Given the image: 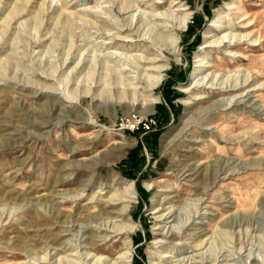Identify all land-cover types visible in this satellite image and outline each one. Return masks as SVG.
Masks as SVG:
<instances>
[{
    "label": "rangeland",
    "instance_id": "rangeland-1",
    "mask_svg": "<svg viewBox=\"0 0 264 264\" xmlns=\"http://www.w3.org/2000/svg\"><path fill=\"white\" fill-rule=\"evenodd\" d=\"M120 2L0 0V264L81 258L89 248L86 224L104 219L96 216L101 201L87 197L99 187L108 190L111 173L115 189L121 191L126 179L137 191L129 210L136 221L131 264H151L159 250L173 245L180 249L163 261L186 257L190 248L184 246L208 235L207 264L216 257L215 264H264V0H137L127 12L119 10ZM230 2L239 8H227ZM178 4L188 9L179 11ZM222 10L225 23H234L232 32L257 39L230 45L227 53L209 45L206 33L222 34L212 25ZM155 12L165 15L155 18ZM183 13L187 25L172 31L178 36L175 52L143 39L127 23L133 14V23L140 17L158 24L152 32H165ZM157 53L165 70L148 96L155 101L116 98L117 86L142 89L145 75L139 69L147 64L138 56ZM197 57L224 78L248 73L255 85L250 104L203 110L221 95L203 88L205 81L194 85ZM30 80L54 88L34 93L23 86ZM193 93L199 97L191 98ZM46 120L51 128L40 126ZM14 139L18 143L10 144ZM188 165L198 168L197 175L185 171ZM86 178L85 196L64 201L61 195L76 193ZM169 205L173 215L160 225L182 223L173 241L160 246L154 242L156 215ZM199 209L202 224H191ZM103 234L93 235L95 248L89 249L117 255L123 236Z\"/></svg>",
    "mask_w": 264,
    "mask_h": 264
},
{
    "label": "bare ground",
    "instance_id": "bare-ground-1",
    "mask_svg": "<svg viewBox=\"0 0 264 264\" xmlns=\"http://www.w3.org/2000/svg\"><path fill=\"white\" fill-rule=\"evenodd\" d=\"M136 1L137 0H121L119 10L123 11V12H127L136 4ZM153 2H155V1H153ZM232 7H234L233 9L239 8L238 5H233L231 2L227 3V8H232ZM176 9L180 11V10H186V9H188V7H186L182 4H178V7ZM152 15L155 16V18H156L159 16H163L165 14L163 12H155ZM239 16H242V14L241 15L237 14L236 17H239ZM133 17H134V15L131 14L130 19L128 20L129 22L127 21V23L130 27L132 26V28L134 29V31L136 33L143 36L144 37L143 39H150V41H153L154 43H159L160 45H162V44L168 45L169 47H167V48H169V50L172 52L176 51V45L178 43V36L172 31L174 29H178V30L184 29V27L187 25V21H188L187 14L183 13L182 15H180L178 17V21H177L178 24L176 26L173 27L172 25H166V26H169V28L165 32L164 31L152 32V29L155 27H158V24L151 23V25H150L146 21H144L143 18H140V17L135 18V22L133 23ZM224 19H225V12H224V10H222L220 12L219 16L213 21V24H212L214 29L221 31L222 34H220V35L212 34L210 36V34L206 33L207 34L206 37H211V39H209L207 41V43L209 45H212L216 48H220L223 46L224 47L223 53H227L226 52V50H228L227 47H229L230 45H236L239 42H247V40H249L251 38L250 37L246 38V36L249 35L248 33L232 32L231 27L234 25V23L233 24L232 23L231 24L225 23ZM143 24L147 25V28L145 30H142V27H144ZM121 26H122V24H119V27H117L116 31L113 33V36L116 39L119 38V33H117V32L122 30ZM125 36H127V35H125ZM121 39H123V38H120V40ZM256 39L257 38L251 39V41L256 40ZM138 58L139 59L144 58V61L147 64V67L139 69V71L141 70V72H144L142 74H144L145 76L142 78L144 79L145 85H143V87L140 91H137L135 85L132 86L129 84H123L121 86L115 87L116 89L114 91H116V94L115 93L114 94H115L116 98L121 99L123 101L130 102L131 104L144 101V103H146L147 105H150L155 101V99L150 98L148 96L151 95L150 92L153 91L155 89V87L158 85V83L162 80L163 72L165 70V64L158 62L162 59L161 54H159V53L154 54L152 57H144L142 55H139ZM195 61H197L198 64H196V68H195L197 70V73L195 75V76H197L196 77L197 79L194 82V85L199 86L200 82L205 81V84H203V88H205V87L210 88L212 92H218V94L221 95V97L217 98L216 100H213L212 104L210 106L204 108L203 110L208 109L211 111V109H213L214 107H217V109H218L220 106L226 105L230 102L242 103V104H246V105L250 104L251 100H250L249 94L251 91H253V89H255V85L250 82V80H249L250 75L248 73H242L239 75L235 74L234 76L224 78V77H222L221 74H218V72L215 70L214 71H207L208 68L210 66H213V65L208 60H204V57H197ZM208 83H209V85H208ZM26 84H28V85H26ZM26 84H23V86H29L30 88H33L34 93H38V92H42V91H48V90H52L54 88V86H50L44 82H38V81H33V80L28 81ZM206 85H208V86H206ZM188 86L189 85L185 86V89L188 88ZM195 86H193V87H195ZM201 86H202V84H201ZM87 92H88V90L83 91V93H85V94ZM100 92H101V90H100ZM95 96H96V98H97V96H100L99 91ZM198 97L199 96H197L196 93H193V96H191V98H193V99L198 98ZM184 102L189 103V100L186 99ZM256 108H259V107H256ZM81 119H82V121H86L84 117H82ZM51 124H52L51 122L46 120V121H41L40 126L51 128V126H52ZM98 130L100 131V129H98ZM97 138H98V135H96L89 143L95 144V142L97 141ZM17 143H18L17 139H14V140H12V142H10V144H13V145L17 144ZM70 150L73 151V149H70ZM100 156H101V154H99V157ZM95 163L96 162L93 159H91V161L89 162L90 167L91 168L94 167ZM66 165H68V164H66ZM66 165H64V166L67 167ZM185 171H188L190 173V175H197L198 168L195 165H193V166L188 165L186 167ZM212 177L214 179L215 177H218V174L216 172H214ZM116 178L117 177L115 176V174L111 173L110 174V180L111 181H109V182H110V184L111 183L112 184H111L110 188L103 192L102 190L104 187H99V189H97L96 191H93V194H91L90 196L87 197L90 199V202L93 199L94 200L98 199L101 201L99 213L96 214V216L98 219H99V217L104 218V219H102V221L96 223L94 226L90 225L89 223L86 224L88 226V231H89L90 235H88L86 237V240H87L86 243L87 244H85L86 245L85 247H89V248L94 247L95 248V246H93L94 242L91 241L94 238L93 235L94 236H100L99 234L102 232L104 234L110 233L115 237L116 236H118V237L123 236L122 241H121L122 247L118 251L117 255L112 257V256H109L108 254L95 253V252H92L91 249L88 248L87 250L81 252V254H80L81 258L77 259L74 257L75 259H77L74 261H73V259L71 260L70 258H68V256L66 257V256L59 255L56 258L58 263L64 262L65 264H131L130 256H131V252H132L133 238H132L130 233L136 227V221H134L131 218V216L129 214L130 213L129 210H130V203L134 198H136L137 191L135 189L134 182L132 180H126V179H123L121 182L123 184V186H122L123 189L121 191L115 189L113 187V184L115 181H113V180H116ZM67 179H69V174L62 176V177H60V179L56 180V184L60 185L63 181H65ZM88 180H89V178H86V179H83L82 182H79V188H78V191H76V193L61 195V197L64 199V201H67V200L74 201L76 199H81L82 197L85 196L83 194V191L85 190V187L88 185ZM157 204L161 205V207H162V203L158 202ZM202 204L203 203H200V206H199L200 209L203 207V206H201ZM109 205H112L113 209H107V207ZM200 209L197 210L195 213L193 212L194 214L192 215L191 224H196V223L202 224V222H200V220H197V218L202 216L201 215L202 212H200ZM158 211H159V209H157V208L154 210V212H158ZM173 212L174 211L172 210V205H169L165 208V211H162L156 215L157 222L155 223L154 228L159 230L158 232L155 231L156 233H158L159 237H155L154 242L157 243V245L161 246L164 243H170V241H173V239H174L173 236L176 235L175 230L178 227V225L180 224L181 220L178 222L179 224H177V225H174V223L168 224L167 227L165 226L166 224L160 225V222H167V220H164V219L171 217V215H173ZM57 216L59 217V219L62 218L63 220L65 218H67L66 215L64 216L62 214H58ZM233 220H232V222H233ZM232 222H230V223H232ZM227 223H229V222L228 221L224 222V224H227ZM164 228H165V230L163 231ZM202 231H204V229L199 227V229L196 232L199 234L200 233L202 234L203 233ZM104 234H103V238L105 239L106 235H104ZM210 237H211V235H208V236H204V237H199L196 240L189 241L190 243L188 245L184 246L185 249L190 248L187 256L186 257H185V255L179 256V257L175 258L174 260L169 259L168 262L163 261L164 259H162V258H168L169 256H171V252H173V250L175 248H178L177 245L176 246L173 245L172 247L167 248L166 250H163V251L159 250L158 251L159 252V254H158L159 258H157V259L153 258L151 260V264H207L208 256L205 254L207 247L206 248H204V247H205V245L210 243V241H208V239ZM211 242H212V240H211ZM202 248H204V249H202ZM178 249H180V248H178ZM178 249H175V251H177ZM191 251H193V252H191ZM49 253H50V251L46 252L42 256V259L48 260V258H50V257H48V256H50ZM216 258H215V262H216ZM252 258L258 259V257L254 256V255ZM56 260H54V261H56ZM209 260H210V258H209ZM215 262L210 261V263H208V264H215Z\"/></svg>",
    "mask_w": 264,
    "mask_h": 264
},
{
    "label": "built area",
    "instance_id": "built-area-1",
    "mask_svg": "<svg viewBox=\"0 0 264 264\" xmlns=\"http://www.w3.org/2000/svg\"><path fill=\"white\" fill-rule=\"evenodd\" d=\"M147 126V125H146Z\"/></svg>",
    "mask_w": 264,
    "mask_h": 264
}]
</instances>
